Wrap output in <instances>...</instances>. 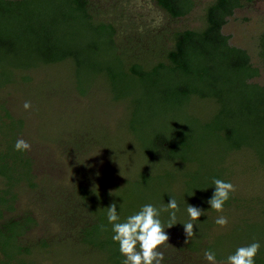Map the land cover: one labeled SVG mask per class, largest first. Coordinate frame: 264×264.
Listing matches in <instances>:
<instances>
[{"label": "rangeland", "instance_id": "obj_1", "mask_svg": "<svg viewBox=\"0 0 264 264\" xmlns=\"http://www.w3.org/2000/svg\"><path fill=\"white\" fill-rule=\"evenodd\" d=\"M210 1L196 0L189 14L172 18L153 0H95L118 27L121 40L117 48L101 49L80 65L70 58L22 69L9 58H0V84L12 80L0 89V103L11 111L6 114L0 107V134L10 140L6 148L15 144V139H24L31 145L27 152L36 161L35 173L57 177L62 184L48 178L34 191L20 190L14 200L15 210L8 215L19 217L27 209L34 213L36 222L20 237L21 243L31 247L26 256L34 264H107L108 250L81 242L82 234L89 237L80 233L85 219L100 228L91 238L96 243L114 234L107 219L111 204L117 206V222H124L143 205L162 209L171 198L179 206L177 224L167 228L169 212H160L159 219L169 236L158 249L163 257L160 264H209L204 258L207 249L217 254V264H224L238 247L252 242H259L255 260L264 264V163L254 148L227 151L225 145L211 139L191 152L186 162L158 159V151L152 146L155 133L172 130L188 119L193 121L191 112L210 116L212 102L194 101L189 113L168 111L152 102L154 94L145 91L131 75L124 81L117 76L124 69L120 60L126 72L132 60L155 61L174 30L199 27ZM263 29L264 0L246 1L223 29L233 44L249 50L260 68L255 78L260 83H264V63L257 55V37ZM109 70L119 80L117 89L112 86ZM118 94L121 97L115 99ZM139 99L143 105H139L136 117ZM25 101L31 103L28 110L23 107ZM8 153L19 156L15 146L10 145ZM17 168L26 173L25 167ZM73 179L83 191L79 192V207L72 212L76 215L71 217L67 210H72V202L74 207L75 189L79 187ZM214 179L230 182L236 189L231 193L235 199L224 205L222 212L208 204L215 190ZM4 183L0 177V187ZM42 190L43 194L39 193ZM188 204L204 211L199 220L191 221L195 234L189 237L204 248L183 257L184 250L175 244H185L182 223L190 220ZM78 209L81 214H77ZM60 212L67 216L57 217ZM219 216L228 218L227 226L215 223ZM70 221L80 226L76 224L73 229ZM42 240L46 247L37 245Z\"/></svg>", "mask_w": 264, "mask_h": 264}, {"label": "trees", "instance_id": "obj_2", "mask_svg": "<svg viewBox=\"0 0 264 264\" xmlns=\"http://www.w3.org/2000/svg\"><path fill=\"white\" fill-rule=\"evenodd\" d=\"M153 1L172 18L189 14L196 5V0ZM246 1L249 0H212L205 7L202 24L197 28L174 30L168 45H164L155 61L132 60L127 64V72L125 63L119 61L124 68L117 74L119 79L124 81L126 75H131L145 86V91L154 94L152 102L155 100L168 111L189 113L194 101L212 102L210 116L200 117L191 112L193 121L188 119L172 130L155 133L152 146L158 151V159L186 162L191 159L188 156L191 152L213 139L225 145L227 151L254 148L264 163V83L255 80L260 68L253 62L249 50L233 44L223 30ZM119 40L118 27L108 20L95 0H0V58L11 59L15 67L29 69L70 58L80 65L101 49L117 48ZM257 55L264 63V29L257 37ZM109 71L112 86L117 89L119 80L115 79L113 71ZM9 82L12 80L2 82L0 89ZM124 95L129 94L126 91ZM119 97L120 94L115 99ZM136 102L134 115L137 117L139 105L143 102L140 99ZM1 104L0 107L4 108ZM3 110L11 114L6 106ZM9 141L0 134V176L5 180L4 186L0 187V264H34L26 256L31 247L21 243L20 239L36 222L34 213L27 209L19 217L8 215L15 210L18 191L24 188L34 191L43 179L54 178L59 182L57 177L49 174L39 177L34 172V157L27 151H19V156L9 154L8 147L15 146L10 144L6 148ZM21 166L25 167L26 173L17 171ZM74 181L79 187L75 189L78 194L74 197V207L72 202V210H67L71 217L76 215L72 212L79 207L78 198L82 195L79 192L83 191L81 184ZM234 199L230 193L224 205ZM61 215L62 212L57 217ZM62 216L65 218L67 214ZM85 220L86 225L81 226L72 221L68 223L73 229L79 225L80 233L89 235L82 234L81 242L108 250L107 264H122L125 257L119 252L118 243L112 240L113 234L95 243L91 238L100 232V228ZM184 238V245L175 244L186 253L182 254L183 257L204 248L198 241ZM37 245L46 247L47 242L42 240ZM166 258L171 257L167 255ZM259 262L255 260L256 264Z\"/></svg>", "mask_w": 264, "mask_h": 264}, {"label": "clouds", "instance_id": "obj_3", "mask_svg": "<svg viewBox=\"0 0 264 264\" xmlns=\"http://www.w3.org/2000/svg\"><path fill=\"white\" fill-rule=\"evenodd\" d=\"M23 107L30 109L31 103L24 102ZM31 145L24 139H17L15 149L17 151L30 150ZM215 190L208 200L210 208L222 212L226 201L230 198V193L235 192V186L230 182L221 179H214ZM169 212V223L167 228H171L176 221V212L179 206L175 198H171L166 207L157 209L152 204H145L141 209L128 216L124 222L119 221L117 206L115 203L108 206L107 219L113 225L112 240L119 245V252L125 259L122 264H160L162 253L158 251L160 246L168 242L169 236L165 227L159 219L160 212ZM187 214L190 217L189 222L182 223L186 238L193 236L194 224L191 221L199 220L204 211L194 205L188 204ZM215 223L221 227L228 224V218L219 216ZM186 239V242H187ZM259 242H252L245 246L238 247L233 254H230L224 264H255V257L260 250ZM204 258L209 264H217L216 255L212 251H205Z\"/></svg>", "mask_w": 264, "mask_h": 264}, {"label": "flooded vegetation", "instance_id": "obj_4", "mask_svg": "<svg viewBox=\"0 0 264 264\" xmlns=\"http://www.w3.org/2000/svg\"><path fill=\"white\" fill-rule=\"evenodd\" d=\"M35 166H36V161H35V159H34V166H33V167H34V172H35ZM0 177L3 179L2 176H0ZM4 182H5V180H4ZM18 192H19V191H18ZM16 197H17V196H16ZM6 213H8V211H6L5 214H6Z\"/></svg>", "mask_w": 264, "mask_h": 264}]
</instances>
